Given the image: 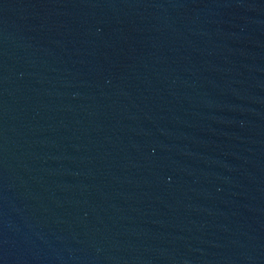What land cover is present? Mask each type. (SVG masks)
<instances>
[{"label":"water","instance_id":"water-1","mask_svg":"<svg viewBox=\"0 0 264 264\" xmlns=\"http://www.w3.org/2000/svg\"><path fill=\"white\" fill-rule=\"evenodd\" d=\"M0 264H264V0H0Z\"/></svg>","mask_w":264,"mask_h":264}]
</instances>
